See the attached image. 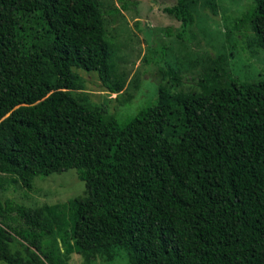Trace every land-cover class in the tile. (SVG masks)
Masks as SVG:
<instances>
[{"label":"trees","instance_id":"trees-1","mask_svg":"<svg viewBox=\"0 0 264 264\" xmlns=\"http://www.w3.org/2000/svg\"><path fill=\"white\" fill-rule=\"evenodd\" d=\"M161 9L186 39L188 0ZM235 23L264 47V0ZM113 59L101 0H0V187L32 189L69 169L86 184L55 204L0 197V262L68 264L78 253L95 264L122 248L128 264H264V77L242 80L209 57L215 72L185 91L167 64L155 102L122 122L75 94L85 80L74 68L123 94Z\"/></svg>","mask_w":264,"mask_h":264},{"label":"rangeland","instance_id":"rangeland-1","mask_svg":"<svg viewBox=\"0 0 264 264\" xmlns=\"http://www.w3.org/2000/svg\"><path fill=\"white\" fill-rule=\"evenodd\" d=\"M101 1L114 50L115 77L123 84L124 93L117 97L102 86L97 72L74 68L85 80L84 89L75 94L107 107L122 122L155 102L159 87L170 82L160 72L167 64L181 71L182 86L178 90L185 91L198 89L199 79L218 67L209 57L227 60V67L242 80L264 77V47L258 43L253 30L235 23L253 0H188L196 20L186 28V39L178 36L183 29L181 23L161 9L177 0ZM163 45L162 64L156 60L145 63L146 56H152L154 50L159 53ZM126 98L131 101L126 102ZM0 178L8 180L1 173ZM85 193L86 184L78 178L76 169L38 176L32 189L23 187L21 182L0 187L2 199L11 198L31 207L66 202ZM18 246L15 241L11 243L13 250ZM68 264H85V261L82 255L72 253ZM95 264H128V254L118 248L114 260L107 262L99 257Z\"/></svg>","mask_w":264,"mask_h":264}]
</instances>
